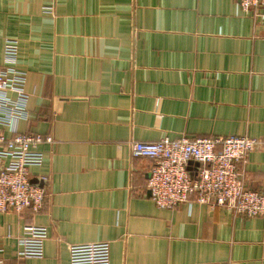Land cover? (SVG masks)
<instances>
[{
	"label": "crops",
	"instance_id": "crops-1",
	"mask_svg": "<svg viewBox=\"0 0 264 264\" xmlns=\"http://www.w3.org/2000/svg\"><path fill=\"white\" fill-rule=\"evenodd\" d=\"M239 0H0V66L19 41L30 118L51 136L30 167L40 213H0L5 264H69L71 245L109 243L111 264H264V219L225 207L159 209L153 161L134 142L183 136L264 140V26ZM197 166H191L195 169ZM264 192V151L241 167ZM43 259H17L28 226Z\"/></svg>",
	"mask_w": 264,
	"mask_h": 264
},
{
	"label": "built area",
	"instance_id": "built-area-1",
	"mask_svg": "<svg viewBox=\"0 0 264 264\" xmlns=\"http://www.w3.org/2000/svg\"><path fill=\"white\" fill-rule=\"evenodd\" d=\"M246 13L260 11L264 26V0H239ZM19 41L7 39L4 65L0 66V213L26 210L40 213L47 204L46 190L31 182L29 168L45 159L40 146L54 138L39 133H22L21 122L28 121L27 74L17 68ZM264 151V140L249 136L191 138L183 136L157 142H134V157L153 161L147 181V194L162 210L198 204L225 207L235 215L264 219V192L249 187L244 167L252 152ZM191 166H197L190 169ZM46 227L28 226L18 238L17 259H43ZM69 264H111L109 243L71 245ZM0 264H5L0 259Z\"/></svg>",
	"mask_w": 264,
	"mask_h": 264
}]
</instances>
